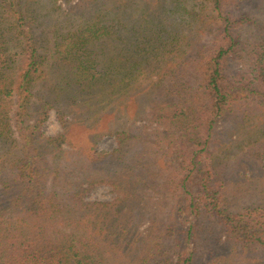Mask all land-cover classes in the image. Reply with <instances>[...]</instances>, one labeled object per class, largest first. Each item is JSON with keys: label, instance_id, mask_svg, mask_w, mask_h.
<instances>
[{"label": "trees", "instance_id": "trees-1", "mask_svg": "<svg viewBox=\"0 0 264 264\" xmlns=\"http://www.w3.org/2000/svg\"><path fill=\"white\" fill-rule=\"evenodd\" d=\"M244 1L77 0L50 37L26 2L0 0V264H196L193 238L212 259L223 235L225 248L264 250V206L235 211L222 195L226 158L238 148L246 161L243 142L264 134L248 114L264 93V24L250 33ZM241 59L248 72L231 77ZM142 116L150 129L125 126ZM228 117L234 141L217 132ZM75 124L92 128L86 150L67 138ZM104 133L110 151L96 148ZM98 184L115 196L87 199ZM158 193L171 203L153 206Z\"/></svg>", "mask_w": 264, "mask_h": 264}, {"label": "rangeland", "instance_id": "rangeland-1", "mask_svg": "<svg viewBox=\"0 0 264 264\" xmlns=\"http://www.w3.org/2000/svg\"><path fill=\"white\" fill-rule=\"evenodd\" d=\"M140 1L144 3L148 2V0ZM259 1L260 0H248L246 2H243L244 9L249 12L250 16H252L253 19V22L249 24V26H247V29L248 27H251L248 29L251 34L255 33L258 29L261 30V24H264V12L260 8ZM23 2H26L30 6L32 11H34V14L36 16L35 18L37 19H35L34 16L32 17L31 15L29 16L28 20L29 23L35 26L36 32H43L46 33L48 36L52 37L57 27L66 24V13L70 6L74 5L77 0H23ZM3 15H7V11L6 9H2L0 7V19L1 17H3ZM51 40H53V38H51ZM15 50L16 49L13 48L12 53L15 52ZM15 57L17 58V56ZM231 63V67L229 69V75H232L231 77H233L237 72L243 74H246V72H248L247 70L249 62H244L241 59L238 61L234 60ZM246 93V90H238V93H236V95L240 97L244 96ZM248 98H252V101L256 102H254L255 110L248 113L250 115L249 124L253 126L254 130H261L263 126L262 122H264V93L258 95L249 94ZM238 102H240V100H238ZM141 118L145 117H138L135 119L134 122H125V126H131L133 127V130L142 128L148 129L150 127L148 125L149 122L146 119ZM107 120H104V122H98L96 130H105L103 127L108 124V122H105ZM232 122H237V120H234L232 117H228L227 122H220L217 128V132L221 133L222 130L226 131V126H230L231 131L229 133V138L234 141L237 138L241 137V135L240 132H237L238 127L234 128L230 125ZM57 124L59 125V131L57 133H59L62 131V124L60 123L55 110L50 109L47 118L41 125V130L46 135L53 136L48 133L50 129ZM91 130L92 128L85 131L82 126L75 124L69 127V130L67 132V138L69 139V141L79 145V147H83V150H86L87 148H89L90 145L88 140V132H90ZM218 135L216 136V138L218 137ZM251 138L254 143H251L249 142V140H246L242 144L243 151L245 152V154H247L246 156H244L247 159L246 161L244 159L239 161V158L243 153L238 148L233 149L231 154H229V156L226 158L227 163L231 165V169L229 170V174L227 173L228 182L223 188L222 195L225 199L229 200V203L231 204V206H233L235 211H241L243 208L249 205L256 206L260 204L264 206V189H261V187H264V167L261 164L259 157L255 155V151L257 152L258 148L260 149V147L263 145L262 142L264 140V134L257 139L255 137ZM222 142L227 143L226 141ZM222 142L219 143L220 148L225 146V144H223ZM95 145L98 150L110 151L116 146V141L113 135L104 133L100 134ZM215 148L216 144L213 143L211 145V149H213L214 153L217 152ZM237 160L239 162H237ZM165 172L166 171L163 172L164 175ZM236 174L240 177H236ZM161 178L162 177H160V179ZM193 188H195V185L193 186ZM114 196L115 192L110 185L98 184L93 187L88 193L87 199L109 200L112 199ZM161 198V194H155L152 200V205L154 203L153 206L160 209L162 205H169L171 203L170 199L166 202H163L161 201ZM255 199L257 200L254 201ZM184 217L185 215L183 214L182 218L184 219ZM199 218H201V216H195L193 214L187 216V219L184 224L185 228L186 226H188L189 223H194L196 219ZM147 222V218L144 219L140 225L141 228L146 226ZM225 242L226 238L223 235L218 241V244H216L215 254L212 255V259L214 261L208 256V251L200 247V238L196 240L194 237L188 246V250H195L201 254V258L198 259V262L196 264H219L223 260L226 261L225 264H264L263 249L259 247H252L245 250H234L230 248H225ZM226 258H228L229 260L227 261Z\"/></svg>", "mask_w": 264, "mask_h": 264}, {"label": "clouds", "instance_id": "clouds-1", "mask_svg": "<svg viewBox=\"0 0 264 264\" xmlns=\"http://www.w3.org/2000/svg\"><path fill=\"white\" fill-rule=\"evenodd\" d=\"M58 131H59V125L57 124V125H54V126L50 129V131H49L48 134L55 135Z\"/></svg>", "mask_w": 264, "mask_h": 264}]
</instances>
